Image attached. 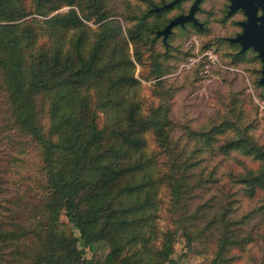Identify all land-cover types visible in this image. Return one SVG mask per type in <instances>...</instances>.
<instances>
[{
    "label": "trees",
    "instance_id": "obj_1",
    "mask_svg": "<svg viewBox=\"0 0 264 264\" xmlns=\"http://www.w3.org/2000/svg\"><path fill=\"white\" fill-rule=\"evenodd\" d=\"M31 1L42 17L16 22L27 12L0 0V72L13 120L40 148L39 184L48 193L41 210L43 232L30 264H87L78 242L91 250L103 242L105 264H172L178 229L190 245L214 227L212 264L221 263L232 244L255 243L263 232L255 218L264 220V147L249 131L251 124L231 116L207 130L191 128L196 145L186 147L175 136L169 101L145 109L130 45L136 55L144 42L152 50L157 36L150 38L149 32L161 25L147 26L150 11L123 31L109 18L103 0ZM237 11L242 12L237 8L230 14ZM93 17L97 30L86 22ZM39 35L46 41L36 44ZM40 97L47 99L45 123ZM203 151L240 153L257 165L239 160L229 172L223 170L228 188L221 196L201 193L205 202L192 208V191L216 181L215 173L200 167ZM162 186L168 189L172 223L164 229L158 224ZM244 196L257 203L242 209ZM60 210L70 225L58 222Z\"/></svg>",
    "mask_w": 264,
    "mask_h": 264
},
{
    "label": "rangeland",
    "instance_id": "obj_2",
    "mask_svg": "<svg viewBox=\"0 0 264 264\" xmlns=\"http://www.w3.org/2000/svg\"><path fill=\"white\" fill-rule=\"evenodd\" d=\"M167 1L103 0L109 18L116 25L119 24L123 31L132 26L145 10L151 13L147 17V26L159 24L161 27L158 30H161L173 17L187 14L192 3V0H183L157 14L162 3ZM230 3L231 0H202L195 17L198 23L191 20L177 23L166 36L158 34V30L149 32L150 38L157 36L152 41V50L144 42L140 51H137L139 55L134 53L133 44L130 45L135 63L134 74L141 82L143 106L147 110L154 104L169 101L175 119V136L186 147H191L193 143L196 145V137L191 138L189 133L191 128L195 131L207 130L229 116L238 123L251 124L249 131L264 147V87L259 79L263 74V63L253 45L241 51V43L229 39L242 31V25L237 20L243 21L246 18L240 11L229 14ZM9 7L24 8L27 12L26 16L15 19L16 22L29 21L33 16L42 17L34 12L31 0H10ZM13 13L15 16L18 14L16 10ZM86 22L97 30L98 22L94 17ZM45 41V37L39 35L36 44ZM161 79L164 81L160 82ZM46 103L45 97L38 99L40 120L43 123L46 122ZM151 148L157 158L163 160L154 142ZM203 152L200 167L203 166L205 172L215 173L216 181H212L208 187L192 191L195 195L190 205L192 208L205 202L206 197L199 199L202 198L201 193L208 192L209 196L215 192L221 196L224 188H228L230 184L220 174L223 170L229 172L239 160L252 167L257 165V161L240 153L223 156L211 151ZM41 163L40 148L13 120L0 72V264H30L35 257L40 242L38 234H42L44 228L42 203L48 195L45 187L39 184L43 178ZM242 196L235 195L236 198ZM160 199L158 224L164 229L172 226L166 186H162ZM256 203L257 199L244 196L242 209ZM58 216L60 224L70 225L63 210L59 211ZM255 222L260 223V231H263L257 241L244 247L232 244L225 252V259L219 264H264V220L258 216ZM199 228L196 226L194 230ZM72 231L74 235H79L77 229L73 228ZM215 234L211 226L187 245L183 230L178 229L174 235L172 264H212L216 248ZM78 248L83 250L82 257L87 260V264H105L107 247L103 242H97L95 250L83 247L79 242Z\"/></svg>",
    "mask_w": 264,
    "mask_h": 264
},
{
    "label": "water",
    "instance_id": "obj_3",
    "mask_svg": "<svg viewBox=\"0 0 264 264\" xmlns=\"http://www.w3.org/2000/svg\"><path fill=\"white\" fill-rule=\"evenodd\" d=\"M178 1L179 0H171L161 7H168ZM199 2L200 0H193L187 14H180L173 17L161 30H158V34L162 33L166 36L173 25L183 23L187 20L198 23L194 13L198 8ZM159 8L160 7H156V9ZM237 8H241L243 10L246 15V19L240 21L242 31L238 32L235 36L230 37L229 39L234 42H240L241 51L250 45H253V47L258 50V55L263 63V74L260 78V82L264 84V0H231L228 13L230 14Z\"/></svg>",
    "mask_w": 264,
    "mask_h": 264
},
{
    "label": "flooded vegetation",
    "instance_id": "obj_4",
    "mask_svg": "<svg viewBox=\"0 0 264 264\" xmlns=\"http://www.w3.org/2000/svg\"><path fill=\"white\" fill-rule=\"evenodd\" d=\"M243 12V11H242ZM260 12V11H259ZM243 14H244V12H243ZM245 15V14H244ZM245 17H246V15H245ZM246 19V18H245Z\"/></svg>",
    "mask_w": 264,
    "mask_h": 264
}]
</instances>
